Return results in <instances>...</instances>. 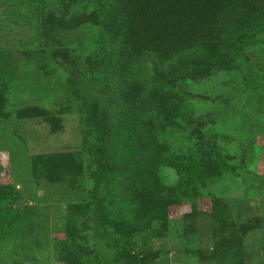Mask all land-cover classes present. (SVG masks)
<instances>
[{"label": "rangeland", "instance_id": "374dc122", "mask_svg": "<svg viewBox=\"0 0 264 264\" xmlns=\"http://www.w3.org/2000/svg\"><path fill=\"white\" fill-rule=\"evenodd\" d=\"M92 6L91 0H0V264H64L57 259L64 244L86 264H264V224L240 246L214 251L222 236L264 215L263 23L255 20L256 28L216 59L188 52L185 59L202 63L199 75L181 76L187 59L144 60L153 108L126 115L155 118L164 160L173 165H185L187 150L218 134L223 139L210 143L237 176L212 175L194 205L192 197L169 198L162 222L158 212L148 223H116L120 229L100 146L127 113L115 111L111 87L130 65L115 66L109 32ZM50 12L63 22L84 14V22L71 29L56 24L44 35ZM25 108L47 118H24ZM198 121L199 140L189 135ZM162 173L166 185L177 187L175 169Z\"/></svg>", "mask_w": 264, "mask_h": 264}, {"label": "trees", "instance_id": "16d2710c", "mask_svg": "<svg viewBox=\"0 0 264 264\" xmlns=\"http://www.w3.org/2000/svg\"><path fill=\"white\" fill-rule=\"evenodd\" d=\"M91 1L99 25L109 32L115 66L124 68L127 63L130 65L126 77L119 82L115 79L111 87L112 106L115 111L122 110L127 113L119 117L124 120L119 123V128L111 140H106L105 133V143L100 146V149L105 150L107 169L112 176L108 190L114 191L112 194L120 207L114 213L108 211L114 214L115 220L108 219L105 213L102 218L106 221L113 220L116 227L120 226L116 223L121 222L130 226L144 221L148 223L150 219L157 217L158 212L162 218H157L163 220L169 198L178 202L181 198L192 197L194 205L193 199L199 194V189L205 187L206 178L214 180L212 175L218 178L221 175L236 177L237 174L234 169L228 168L224 159L222 161V155L215 149L216 144L210 143L223 139L213 132L202 141L208 142L205 146L193 147L184 153L188 159L185 165H173L170 163L172 161L164 160L167 151L162 150L163 146L159 144L160 134L155 126V118L135 115L138 110L153 108L150 99L152 85L146 78L143 62L148 57L161 62L183 58L188 60L189 66L181 76L189 78L199 75L197 68L202 63H197L193 56L185 59L188 52L203 50L208 58L216 59L220 51L236 48L241 43V38L248 36L251 26L255 27V20L263 23L258 30L264 31V0ZM84 16L76 15L63 22L50 12L42 23L43 34L46 35L52 29L51 26L56 24L64 29L77 27L78 23L84 22ZM107 62L110 63V60ZM229 65L228 60L225 66ZM128 112L135 113L130 117L126 115L130 114ZM42 116L47 118L44 112L34 108H25L22 113L24 118ZM134 116H137L136 120H133ZM191 124L193 122L189 120L187 128ZM199 124L200 121L190 130V136H194L200 129ZM99 133L101 134L100 131ZM196 138L199 140L197 136ZM111 141L115 143L113 146ZM229 158L233 159L231 156ZM165 168L176 170L177 187L171 188L165 184L166 177L162 173ZM177 188L181 191L176 190ZM94 191L99 193L96 186ZM84 209L87 206H81L80 211ZM263 224L264 215L241 223L237 227V235L222 236L215 244L214 251L240 246L249 231ZM120 229L123 228L120 226ZM80 248L82 250V246ZM79 252L64 244L57 249V259L64 264H86Z\"/></svg>", "mask_w": 264, "mask_h": 264}]
</instances>
